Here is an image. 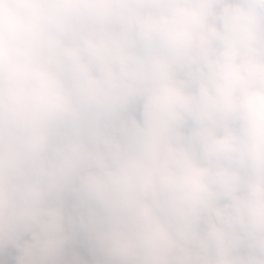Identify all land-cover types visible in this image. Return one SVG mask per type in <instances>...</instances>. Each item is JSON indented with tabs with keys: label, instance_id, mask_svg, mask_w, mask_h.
I'll return each mask as SVG.
<instances>
[{
	"label": "clouds",
	"instance_id": "obj_1",
	"mask_svg": "<svg viewBox=\"0 0 264 264\" xmlns=\"http://www.w3.org/2000/svg\"><path fill=\"white\" fill-rule=\"evenodd\" d=\"M0 264H264V0H0Z\"/></svg>",
	"mask_w": 264,
	"mask_h": 264
}]
</instances>
